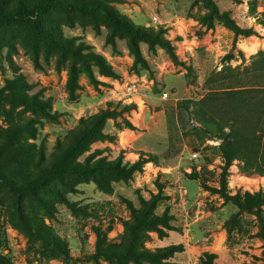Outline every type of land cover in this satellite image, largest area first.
Here are the masks:
<instances>
[{
    "label": "rangeland",
    "instance_id": "rangeland-1",
    "mask_svg": "<svg viewBox=\"0 0 264 264\" xmlns=\"http://www.w3.org/2000/svg\"><path fill=\"white\" fill-rule=\"evenodd\" d=\"M102 1L0 24V264H264V0Z\"/></svg>",
    "mask_w": 264,
    "mask_h": 264
},
{
    "label": "trees",
    "instance_id": "trees-1",
    "mask_svg": "<svg viewBox=\"0 0 264 264\" xmlns=\"http://www.w3.org/2000/svg\"><path fill=\"white\" fill-rule=\"evenodd\" d=\"M1 2L4 0H0ZM50 9L74 10L80 13H102L119 29L136 36V29L128 24L121 16L112 13L110 8L102 0H40L34 4H28L23 1L18 2L15 7H5L0 3V24L8 22H21L34 30L36 34L47 36L42 28L41 20L44 14ZM81 137H86V133H82ZM56 170H70V163L65 156L58 161L56 169H52L51 176L56 175ZM0 183L8 188L21 193L17 188L13 187L1 174Z\"/></svg>",
    "mask_w": 264,
    "mask_h": 264
},
{
    "label": "built area",
    "instance_id": "built-area-1",
    "mask_svg": "<svg viewBox=\"0 0 264 264\" xmlns=\"http://www.w3.org/2000/svg\"><path fill=\"white\" fill-rule=\"evenodd\" d=\"M164 96H166V94H164Z\"/></svg>",
    "mask_w": 264,
    "mask_h": 264
}]
</instances>
